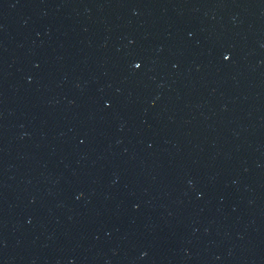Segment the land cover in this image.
<instances>
[{
    "label": "water",
    "instance_id": "1",
    "mask_svg": "<svg viewBox=\"0 0 264 264\" xmlns=\"http://www.w3.org/2000/svg\"><path fill=\"white\" fill-rule=\"evenodd\" d=\"M0 264H264V0H0Z\"/></svg>",
    "mask_w": 264,
    "mask_h": 264
}]
</instances>
